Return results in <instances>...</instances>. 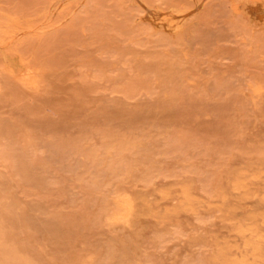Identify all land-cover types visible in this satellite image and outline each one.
<instances>
[{
  "label": "rangeland",
  "instance_id": "374dc122",
  "mask_svg": "<svg viewBox=\"0 0 264 264\" xmlns=\"http://www.w3.org/2000/svg\"><path fill=\"white\" fill-rule=\"evenodd\" d=\"M263 26L264 0H0V264H264Z\"/></svg>",
  "mask_w": 264,
  "mask_h": 264
},
{
  "label": "bare ground",
  "instance_id": "6f19581e",
  "mask_svg": "<svg viewBox=\"0 0 264 264\" xmlns=\"http://www.w3.org/2000/svg\"><path fill=\"white\" fill-rule=\"evenodd\" d=\"M256 1H257V0H256ZM143 4H144V3H143ZM144 6H145V5H144ZM230 6H231V5H230ZM79 7H80V6H79ZM253 9H254V8H253ZM178 10H179V9H178ZM47 11H48V10H47ZM164 13H165V12H164ZM147 14H148V13H147ZM233 14H234V13H233ZM143 15H144V14L142 13V16H143ZM148 15H149V17H150V14H148ZM148 15H147V16H148ZM152 15H153V14L151 13V16H152ZM180 15H181V12H180ZM178 16H179V15H178ZM181 16H182V15H181ZM72 17H73V16H72ZM152 17H153V16H152ZM179 17H180V16H179ZM182 17H183V16H182ZM145 18H146V17H145ZM180 18H181V17H180ZM183 18H184V17H183ZM206 18H207V17H206ZM243 18H244V17H243ZM174 19H175L174 17L171 18V20H170L171 22H170V23H172V20H173V22H174ZM181 19H182V18H181ZM147 20H148V18H147ZM149 21H150V20H149ZM182 21H183V20H182ZM179 22L181 23V20H180ZM251 22H252V21H251ZM159 24H160V23H159ZM155 25H156V24H155ZM160 25H161V24H160ZM163 25H164V24H163ZM182 25H183V24H182ZM259 25H260V24H259ZM232 27H233V26H232ZM263 27H264V26H263ZM260 28H261V27H260ZM263 29H264V28H263ZM21 69L23 70L22 67H21ZM25 70H26V69H25ZM27 70H30V69L28 68ZM27 72H29V71H27ZM23 73H24V71H23ZM25 73H26V72H25ZM236 90H237V89H236ZM0 134H1V133H0ZM1 135H4L3 132H2ZM5 136H6V134H5ZM7 136H8V135H7ZM131 142H132V141H131ZM131 144H133V142L130 143L129 145H131ZM6 145H7V144H6ZM133 145H134V144H133ZM119 146H120V145H119ZM120 147H121V146H120ZM120 147H119L117 150L121 151L122 148H124L125 146L123 147V145H122L121 150H120ZM126 147H127V146H126ZM25 148H27V147L25 146ZM131 148H133V151H134L135 148L132 147V146H131ZM126 149H127V148H126ZM26 150H27V149H26ZM119 151H116V150H115V153L117 152L116 154H118ZM122 151H123V150H122ZM129 151H130V149H128V152H129ZM26 152H27V151H25L24 154H27ZM62 152H63V151H62ZM64 153H67V152L64 151ZM120 153H122V152H120ZM120 153L118 154V156H120ZM27 156H28V155H27ZM118 156H117V157H118ZM119 158H120V157H119ZM14 160H15V159H14ZM12 161H13V158H12ZM16 161H17V160H16ZM127 164H128V163H127ZM128 166L131 167V164L128 165ZM24 169H25V167H24ZM201 171H202V170H201ZM25 172H26V171H25ZM28 172H29V171H28ZM26 173H27V172H26ZM115 174H116V173H115ZM148 179H149V178H148ZM3 193H4V192H3ZM5 195H6V194H5ZM5 195H4V196H5ZM1 196H2V195H1ZM129 201H130V200H129ZM129 201H128V202H129ZM9 203H10V202H9ZM130 203H131V202H130ZM11 204H12V203H11ZM132 204H133V203H132ZM3 211H4V210H3ZM132 211H133V210H132ZM4 213H5V212H4ZM4 215H5V214H4ZM4 215H3V216H4ZM128 215H129V214H128ZM4 217H5V216H4ZM7 218H8V216H7ZM0 219H1V218H0ZM2 219H4V218H2ZM1 226H2V225H1ZM0 228H1V227H0ZM2 229H3V228H2ZM6 235H7V234H6ZM4 242H5V241H4ZM4 242H3V243H4ZM1 243H2V242H1ZM162 247H163V246H162ZM7 248H8V247H7ZM11 248H12V247H11ZM4 250H5V247H4ZM15 250H16V249H15ZM1 251H2V250H1ZM9 251H10V250H8V252H9ZM124 251H125V250H124ZM164 251H165V250H164ZM6 252H7V251H6ZM120 252H121V251H120ZM126 252H127V251H126ZM18 253H19V252H18ZM121 253H122V252H121ZM6 254H7V253H6ZM10 254H11V252H10ZM123 254H124V252H123ZM4 255H5V254H4ZM121 255H122V254H121ZM16 256H17V255H16ZM8 257H9V256H8ZM9 258H10V257H9ZM15 259H16V258H15ZM12 260H13V259H12ZM8 263H9V262H8Z\"/></svg>",
  "mask_w": 264,
  "mask_h": 264
}]
</instances>
